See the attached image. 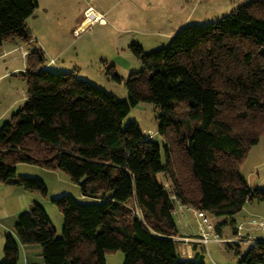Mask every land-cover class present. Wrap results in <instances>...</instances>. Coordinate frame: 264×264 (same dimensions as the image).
Returning a JSON list of instances; mask_svg holds the SVG:
<instances>
[{"label":"trees","instance_id":"1","mask_svg":"<svg viewBox=\"0 0 264 264\" xmlns=\"http://www.w3.org/2000/svg\"><path fill=\"white\" fill-rule=\"evenodd\" d=\"M37 7L38 0H0V46L12 36L32 39L26 20ZM131 47L143 68L126 81L127 99L74 72H50L41 50L27 55V101L0 129V182L46 196L43 181L17 176L19 164H35L64 172L83 201L51 200L63 215L60 237L34 201L6 237L0 264H17L21 245L40 246L43 264H107L106 253L117 251L124 264H205L196 243L193 258L180 256L176 200L210 218H229L233 232V217L246 203L264 201V189L250 188L240 173L264 136V0L187 26L166 48ZM108 72L121 81L113 67ZM140 102L160 109L162 144L135 122L123 126ZM179 106L186 108L182 118ZM220 222L213 225L221 235L229 221ZM226 244L239 264H264L263 239L243 255L240 244Z\"/></svg>","mask_w":264,"mask_h":264},{"label":"rangeland","instance_id":"2","mask_svg":"<svg viewBox=\"0 0 264 264\" xmlns=\"http://www.w3.org/2000/svg\"><path fill=\"white\" fill-rule=\"evenodd\" d=\"M250 1L38 0V7L26 20L32 39L24 42L12 36L0 46V129L27 101L26 56L29 52L41 50L45 65L50 63L46 69L52 73L78 72L83 81L118 99H127L126 81L132 73L143 68L141 59L131 47L133 43L144 53L166 48L183 28L217 22L235 12L239 5ZM90 8L104 19L102 22L96 20L88 27L89 23L83 20ZM109 67H113L121 81L113 78L108 72ZM185 109L184 106L177 108L179 118L184 117ZM160 113L154 104L140 102L124 118L123 126L135 122L144 136L152 133V137L162 144L164 137L158 133ZM240 173L250 188L264 189V136L250 149L240 166ZM17 176L36 178L45 183L48 193L46 196L37 193L38 198L60 237L63 215L51 200L71 195L83 201L79 185L60 170H47L35 164H19ZM159 177L170 191L168 177L164 173ZM255 205L259 204L256 202ZM249 208L251 210L250 204L241 213L245 214ZM257 210L264 211V204ZM233 219L240 221L241 214ZM211 220L214 223L229 221L224 236L226 232H232L229 218L211 216ZM248 249L249 244H240L242 255ZM119 253L123 257L122 252ZM201 253L205 264H239L240 257L225 243H210Z\"/></svg>","mask_w":264,"mask_h":264},{"label":"crops","instance_id":"3","mask_svg":"<svg viewBox=\"0 0 264 264\" xmlns=\"http://www.w3.org/2000/svg\"><path fill=\"white\" fill-rule=\"evenodd\" d=\"M84 21L85 19L83 20V22ZM3 43L4 41L2 42L1 45H3ZM49 64L50 63L46 64V66ZM75 75H77L79 79H82L81 76L78 74V72H76ZM38 196L39 195L37 193H32L30 191H27L20 184L13 183V182H6V183L0 182V261L4 257V246H5L6 237L10 234L15 235L14 226L18 219V216L24 211H28L29 210L28 208L31 207L34 201L40 202ZM256 202L259 205H255ZM248 204L251 205V210L249 208L246 210L245 214L240 213L241 220L236 221V223L237 225L241 223H245L247 227L245 231L246 233H251L253 235L254 234L259 235V231L249 230L248 222L250 221L252 216L262 215V213H264V211L257 210L258 206H261L262 204H264V201H256V200L250 201L246 203L244 207H246ZM207 216L210 218L209 215ZM194 222H196V224ZM220 223L223 224L224 222L222 221ZM178 224L180 226H178ZM176 225L179 231L178 237L191 238L192 235H194V233H196L197 231V220L194 214V209L191 207L185 206L183 210L180 212L179 216L176 217ZM226 227H227L226 225L221 227V230H220L221 237L224 239L233 237L235 234V231L226 232L224 236ZM56 233H57V230H56ZM194 244L195 243H192L190 241L185 242L182 240H178V249H179L180 256L184 259L193 258L197 251L198 252L201 251V248L199 246L196 251L194 248ZM242 244L248 245V243H242ZM204 248L207 249V247H204ZM43 263H44V260L41 255L40 246L38 245H27V246L21 245L20 246L19 259H18L17 264H43ZM106 263L107 264H110V263L111 264H124V254L122 257L119 251L107 252L106 253Z\"/></svg>","mask_w":264,"mask_h":264},{"label":"built area","instance_id":"4","mask_svg":"<svg viewBox=\"0 0 264 264\" xmlns=\"http://www.w3.org/2000/svg\"><path fill=\"white\" fill-rule=\"evenodd\" d=\"M93 23V22H92ZM92 23H89L88 27ZM148 137H152V133L148 134ZM175 200V196H172ZM185 206L176 200L174 215L179 216L180 212ZM194 214L197 220V231L192 235L191 238L188 237H176L177 240L190 241L196 243L199 247H207L210 243H231V244H242L248 243L253 245L256 243L257 239L264 240V215H254L248 222L249 230L259 231V235H253L251 233H246L245 223L238 224L236 227V232L231 238H222L221 235L216 232L214 225L211 223L207 214L202 210L194 209Z\"/></svg>","mask_w":264,"mask_h":264},{"label":"bare ground","instance_id":"5","mask_svg":"<svg viewBox=\"0 0 264 264\" xmlns=\"http://www.w3.org/2000/svg\"><path fill=\"white\" fill-rule=\"evenodd\" d=\"M86 19H85V23H92L96 20H98L99 22H102L104 18L101 17L100 13H97L95 10H93L92 8L88 9L86 11Z\"/></svg>","mask_w":264,"mask_h":264}]
</instances>
